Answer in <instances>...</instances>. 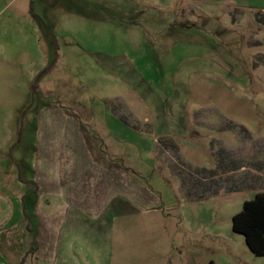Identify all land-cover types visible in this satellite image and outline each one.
<instances>
[{
  "label": "rangeland",
  "instance_id": "obj_1",
  "mask_svg": "<svg viewBox=\"0 0 264 264\" xmlns=\"http://www.w3.org/2000/svg\"><path fill=\"white\" fill-rule=\"evenodd\" d=\"M49 108L141 188L95 255L264 264L232 229L264 192V0H0V235L17 252L37 245L24 183Z\"/></svg>",
  "mask_w": 264,
  "mask_h": 264
},
{
  "label": "crops",
  "instance_id": "obj_2",
  "mask_svg": "<svg viewBox=\"0 0 264 264\" xmlns=\"http://www.w3.org/2000/svg\"><path fill=\"white\" fill-rule=\"evenodd\" d=\"M49 109V117H45L46 110L39 113L38 161L28 170L32 180L24 183L32 195L37 245L30 251L18 243L22 252H17L13 228L10 231L14 232L0 235V254L7 259L17 255L19 264H25L23 255L33 250V264H108L109 258H104L102 251L95 255L102 227L109 225L107 214L115 208L122 211L128 205L141 206V188L120 167L92 149L76 118ZM44 119L48 120L46 126ZM26 196L29 194H23V199ZM9 223L2 221L0 227ZM26 229L34 232L31 225ZM7 263L0 258V264Z\"/></svg>",
  "mask_w": 264,
  "mask_h": 264
},
{
  "label": "trees",
  "instance_id": "obj_3",
  "mask_svg": "<svg viewBox=\"0 0 264 264\" xmlns=\"http://www.w3.org/2000/svg\"><path fill=\"white\" fill-rule=\"evenodd\" d=\"M232 222L233 231L245 237L249 249L256 256L264 257V192L246 201ZM209 264L215 263L211 261Z\"/></svg>",
  "mask_w": 264,
  "mask_h": 264
}]
</instances>
